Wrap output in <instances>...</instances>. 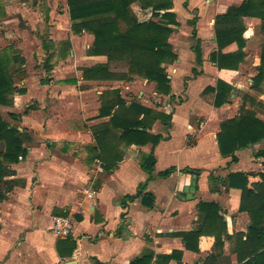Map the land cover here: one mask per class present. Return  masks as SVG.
Wrapping results in <instances>:
<instances>
[{
	"label": "crops",
	"instance_id": "crops-1",
	"mask_svg": "<svg viewBox=\"0 0 264 264\" xmlns=\"http://www.w3.org/2000/svg\"><path fill=\"white\" fill-rule=\"evenodd\" d=\"M242 1L172 0L170 12L177 25L170 26L168 43L177 59L162 66L170 81V93L164 96L156 92L155 83L137 76L129 82L83 80L80 69L108 62L104 56L88 55L93 42L90 34H73L66 0H46V7L41 6L42 0H0L1 23L8 26L21 18L34 31L45 72L42 78L27 77V58L17 49L25 77L18 78L13 104L0 107V115H7L10 125L17 127L27 155L8 166L13 175L5 178L16 184L0 203V264H131L144 256L151 258L149 264H239L234 236L245 234L251 223L248 214L239 211L241 191L228 186V175L244 173L249 185L260 183L264 159L255 153L264 151V141L236 151L232 161L219 154L216 135L221 122L248 111L264 122L257 106H264L262 85L257 97L248 92V86L254 91L256 52L264 48L261 20L242 18L245 57L238 69L220 70L210 62V55L217 51L216 17ZM131 9L139 22L158 20L151 9L142 10L136 4ZM39 20L47 21V33L37 29ZM198 43L200 64L194 54ZM236 51L235 43L221 50L223 54ZM250 55L256 58L252 63ZM73 59L84 64L75 76L71 75ZM115 63L116 71H112ZM108 65L116 74L127 71L124 62ZM218 81L232 91L226 103L216 108L215 94L206 89L215 88ZM114 90L127 105L135 102L170 116V122L157 120L152 125L149 133L163 137L154 148L150 144L121 146L122 160L106 172L94 151L92 129L109 120L100 117V110L109 103L102 95ZM151 153L155 164L147 174L141 165ZM169 168L174 172L167 178L159 176ZM91 191L95 194L88 198ZM145 194L153 197L152 208L142 202ZM201 203L218 207L220 242L216 247L215 234L204 228L186 249L179 234L201 225ZM55 218L71 221L69 237L53 234ZM172 254L169 261L158 260Z\"/></svg>",
	"mask_w": 264,
	"mask_h": 264
},
{
	"label": "trees",
	"instance_id": "trees-1",
	"mask_svg": "<svg viewBox=\"0 0 264 264\" xmlns=\"http://www.w3.org/2000/svg\"><path fill=\"white\" fill-rule=\"evenodd\" d=\"M66 3L73 34L85 32L93 37L88 55L104 56L108 63L124 62L127 68L124 74L111 72L108 63L83 68L80 69L83 80L129 82L132 76H137L155 83L158 94L169 95L170 81L162 66L172 64L177 59L168 43L172 33L170 26L177 25L175 15L170 12L172 0H66ZM133 4L142 10L151 9L152 16L158 20L139 22L131 9ZM246 16L258 17L261 20L260 29L264 32V0H243L239 6L230 7L225 14L216 17L214 39L217 51L211 53L210 62L218 69L236 70L243 62L245 27L242 18ZM232 43L237 45V51L223 54L221 50ZM194 54L200 64L199 43L194 47ZM23 64L24 60L18 52L9 48L0 52V107L12 106L13 96L17 92L14 76L25 77ZM45 68L46 71L50 70L48 65ZM251 80V88L260 91L264 82V48L260 51L259 65ZM231 91L232 88L221 81L215 88L206 89L207 93L215 94L213 105L216 108L226 103ZM102 99L109 103L100 110V117H109V120L94 127L92 132L96 145L94 151H97L96 157L104 171H112L122 160L121 146L150 144L154 148L163 140L162 136L152 135L149 130L157 120L168 125L170 116L156 113L135 102L127 105L117 90L104 92ZM257 106L264 113V106ZM263 141L264 122L256 117L254 111L221 122L216 135L219 154L230 156L232 161L236 160V151ZM26 155L17 127L5 122L0 115V203L5 193L16 184V181H5L7 176L13 175L8 166L25 160ZM255 156L264 159V151L256 152ZM154 164L155 158L151 153L143 161L141 169L150 174ZM173 172L174 168H169L159 176L167 178ZM260 178V183L249 185L244 173L228 175V186L241 191L239 211L246 212L251 223L245 234L234 236V252L239 264H264V174ZM125 199L133 198L127 196ZM142 202L148 208L153 207V197L149 194L143 195ZM199 210L204 214L201 225L179 236L187 249L191 241H196L203 234L204 228H209L215 234L217 247L221 234L217 232L218 223H221V217L217 215L218 207L201 203ZM190 250L196 251V248ZM173 256H161L158 260L169 261ZM150 260V257L144 256L131 264H149Z\"/></svg>",
	"mask_w": 264,
	"mask_h": 264
},
{
	"label": "rangeland",
	"instance_id": "rangeland-1",
	"mask_svg": "<svg viewBox=\"0 0 264 264\" xmlns=\"http://www.w3.org/2000/svg\"><path fill=\"white\" fill-rule=\"evenodd\" d=\"M44 1L43 4H41V6L46 7V0H42ZM27 22L23 21L21 18H18V20L12 21L11 24H9L8 26L4 25L3 23H1L0 21V52L5 50V49H10L12 51H17V49L19 48L21 51L20 53L25 55V57L27 58L28 61V73H27V77H32V76H38L40 78L43 77L44 75V71L43 68L41 67V65L43 64L42 61L44 60V57L42 56V50L39 46H35V42H37L34 36V31L31 30L30 26H26ZM5 29H2V28ZM37 29H43L42 32L47 33L48 32V25H47V21H42L39 20L37 21ZM42 27V28H41ZM27 30V31H26ZM6 31L9 32V38H5V33ZM258 35L260 34V31H257ZM45 35V34H43ZM263 43H261L259 45L260 49L262 47ZM34 46V47H33ZM39 47V48H38ZM85 50V46L83 47ZM19 51V50H18ZM260 51V50H259ZM259 51L256 52V56L258 57L259 55ZM82 52V51H81ZM86 52V51H85ZM253 55H250V62L252 63V61L255 59ZM75 59V58H74ZM73 59V64L71 66L72 69V76H75L76 73L79 71V69L81 67H84V64H81L80 62H75ZM119 70L124 69V67L122 66H118ZM255 69V68H254ZM252 68V70H254ZM111 70L112 71H116V63L111 65ZM255 72V70H254ZM255 75V73H253ZM18 78L19 75H15L14 76V83L15 84H19L18 82ZM37 82V77H35ZM108 85L103 86L107 88ZM112 86V85H110ZM264 89V83H262V90ZM248 92L250 93V95H254V96H258V93H256V91H252L249 86H248ZM262 91H259V93ZM257 94V95H256ZM2 117L4 120H6V122H8V124H12V121L9 119V117L5 114H2ZM21 127V126H20Z\"/></svg>",
	"mask_w": 264,
	"mask_h": 264
},
{
	"label": "built area",
	"instance_id": "built-area-1",
	"mask_svg": "<svg viewBox=\"0 0 264 264\" xmlns=\"http://www.w3.org/2000/svg\"><path fill=\"white\" fill-rule=\"evenodd\" d=\"M94 192L91 191L87 197L91 198L94 196ZM53 234L58 238H67L72 234V223L68 218H55L52 228ZM57 264H66L64 262H59Z\"/></svg>",
	"mask_w": 264,
	"mask_h": 264
},
{
	"label": "water",
	"instance_id": "water-1",
	"mask_svg": "<svg viewBox=\"0 0 264 264\" xmlns=\"http://www.w3.org/2000/svg\"><path fill=\"white\" fill-rule=\"evenodd\" d=\"M66 264H75L74 262H68V263H66Z\"/></svg>",
	"mask_w": 264,
	"mask_h": 264
}]
</instances>
